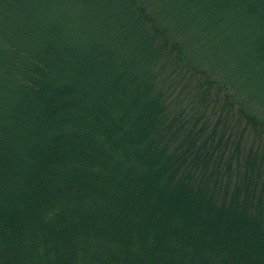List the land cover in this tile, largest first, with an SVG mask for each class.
Wrapping results in <instances>:
<instances>
[{
  "label": "trees",
  "instance_id": "16d2710c",
  "mask_svg": "<svg viewBox=\"0 0 264 264\" xmlns=\"http://www.w3.org/2000/svg\"><path fill=\"white\" fill-rule=\"evenodd\" d=\"M0 264H264V0H0Z\"/></svg>",
  "mask_w": 264,
  "mask_h": 264
},
{
  "label": "rangeland",
  "instance_id": "374dc122",
  "mask_svg": "<svg viewBox=\"0 0 264 264\" xmlns=\"http://www.w3.org/2000/svg\"><path fill=\"white\" fill-rule=\"evenodd\" d=\"M193 207V206H192Z\"/></svg>",
  "mask_w": 264,
  "mask_h": 264
}]
</instances>
